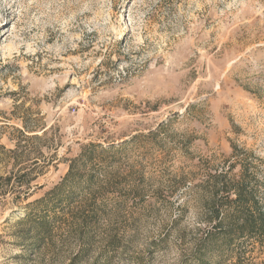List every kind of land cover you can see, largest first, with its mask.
I'll use <instances>...</instances> for the list:
<instances>
[{
    "label": "rangeland",
    "instance_id": "obj_1",
    "mask_svg": "<svg viewBox=\"0 0 264 264\" xmlns=\"http://www.w3.org/2000/svg\"><path fill=\"white\" fill-rule=\"evenodd\" d=\"M92 141L99 184L48 201ZM232 143L264 184V0H0V264H198Z\"/></svg>",
    "mask_w": 264,
    "mask_h": 264
},
{
    "label": "trees",
    "instance_id": "obj_2",
    "mask_svg": "<svg viewBox=\"0 0 264 264\" xmlns=\"http://www.w3.org/2000/svg\"><path fill=\"white\" fill-rule=\"evenodd\" d=\"M133 138L138 137L135 135ZM99 147L101 144L94 141L82 146L79 156L71 160L66 175L47 192L48 201L60 199L62 207L64 201H69L68 197L74 190L85 187L90 189L99 184L101 179L95 175H83L87 171V164H80L78 161L80 158L91 161L93 151ZM231 147L233 151L226 163L216 165L214 170L203 168V194L195 199L203 210L204 227L200 228L192 253L198 264H205L211 255H218L226 248L230 252H234V249L245 252L255 248L258 243L264 246V184L259 177L258 165L251 158L257 157L254 152L235 143H232ZM57 160L58 157H51L46 165ZM183 179L181 178L182 181ZM52 194L55 196L49 198ZM82 218L83 224L94 225L86 216ZM82 239V245L86 247L85 240L89 238L82 236ZM108 242L113 245L118 243L115 236L110 237Z\"/></svg>",
    "mask_w": 264,
    "mask_h": 264
}]
</instances>
